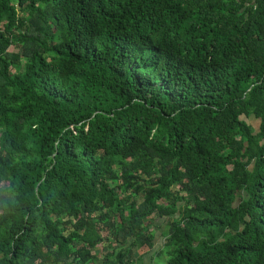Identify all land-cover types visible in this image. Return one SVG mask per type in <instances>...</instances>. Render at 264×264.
Masks as SVG:
<instances>
[{
  "label": "trees",
  "instance_id": "obj_1",
  "mask_svg": "<svg viewBox=\"0 0 264 264\" xmlns=\"http://www.w3.org/2000/svg\"><path fill=\"white\" fill-rule=\"evenodd\" d=\"M161 257L264 264V0H0V264Z\"/></svg>",
  "mask_w": 264,
  "mask_h": 264
},
{
  "label": "rangeland",
  "instance_id": "obj_2",
  "mask_svg": "<svg viewBox=\"0 0 264 264\" xmlns=\"http://www.w3.org/2000/svg\"><path fill=\"white\" fill-rule=\"evenodd\" d=\"M11 51H16V49L14 47H12L10 49ZM249 124H253L254 126L258 127L259 125V122L257 123L255 120H251V121H248ZM167 232V230H166ZM109 233H105V235L107 236ZM162 241L163 239L159 242L161 245H162ZM96 251H99V253H101L102 256H104L105 254V245L104 244H101L99 246V249H97ZM155 263H158V264H167L166 263V258L165 257H161V258H155Z\"/></svg>",
  "mask_w": 264,
  "mask_h": 264
}]
</instances>
